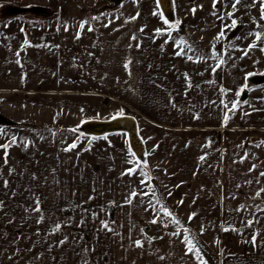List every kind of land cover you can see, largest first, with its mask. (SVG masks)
<instances>
[{
  "label": "crops",
  "instance_id": "1",
  "mask_svg": "<svg viewBox=\"0 0 264 264\" xmlns=\"http://www.w3.org/2000/svg\"><path fill=\"white\" fill-rule=\"evenodd\" d=\"M50 1L47 0L48 7L53 9L51 17L42 19L56 20V24L51 22L28 32L29 27L19 30L21 16L17 14L21 11L15 14L14 5L39 4V0H0L4 8L0 12V116L17 125L10 136L16 140L11 145L12 154L20 151L24 160V152L33 148L40 127L45 130H39V137L47 132L50 138L47 146L52 159L48 161L53 166L71 154L92 158L100 154L123 161L124 170L128 171L132 157L125 135L90 140L78 133L81 131L78 125L108 121L126 113L133 117L141 115L134 106L136 81L128 76L124 64L133 63L140 55L141 46L147 49L144 44L149 47L147 50L156 49L142 42L140 35L152 36L158 24L162 26V112H178L182 108L179 95L185 92L189 97V103L185 104L188 114L217 116L213 124L156 125L162 129V140L143 135L142 157L145 164H154L150 170L157 171L149 185L156 187L157 180L162 179V204L180 221L173 223L172 217L162 211V224L167 225L162 235V264H200L196 252H188L182 242L185 228L189 229V238L205 264H264V211L258 210V206L264 208V192L256 196L264 188V177L260 175L264 172V76L259 75L264 73V52L260 51L264 39L255 41L257 31L248 36L236 33L235 39H226L232 24V16L228 15L233 4L230 0H219L215 9L213 0H171L173 15L168 19L162 12L164 19L170 24L173 20H189L192 25L187 32L194 37L191 43L196 41L198 49L191 47L194 54L189 60L176 55L180 30L170 29L161 19V12L152 5L150 11L149 7L140 9L138 0L135 3L123 0L116 7L110 3L102 6L106 0H52L53 4ZM204 3L211 12H199ZM256 4L261 11L260 4ZM134 16L136 19L132 20ZM204 17H210L214 29L204 30ZM222 29L225 35L217 40ZM259 33L264 38V33ZM25 39L31 46L24 45ZM254 41L258 47L243 56V50ZM247 73L256 75L246 81ZM185 74L192 77V87L188 83L186 89ZM241 88L245 90L237 97ZM236 101L240 103L233 114L229 109ZM121 111L123 115H119ZM225 113L230 116L227 125ZM26 122L35 125L26 126ZM73 143L77 147L65 151ZM3 144L5 141L0 139V145ZM36 156L45 158L46 153L39 150ZM253 165L256 167L249 171ZM95 170L100 174L99 166ZM181 200L183 203H178ZM209 212L217 213L216 219H209ZM192 213L195 216L189 221ZM248 220L253 221L251 227L246 226ZM222 225L239 231L224 232ZM177 232L178 235H173ZM254 234L255 247L248 242ZM38 259L32 255L31 263L39 264Z\"/></svg>",
  "mask_w": 264,
  "mask_h": 264
},
{
  "label": "rangeland",
  "instance_id": "2",
  "mask_svg": "<svg viewBox=\"0 0 264 264\" xmlns=\"http://www.w3.org/2000/svg\"><path fill=\"white\" fill-rule=\"evenodd\" d=\"M138 2L140 9L149 7L151 11L152 5L162 13L161 6L157 7V0ZM38 3L32 4L31 9L25 8L30 4L14 5L15 14L21 11L17 14L21 16L19 30H27L29 27L30 32L37 26L50 25L51 22L56 24V20L42 19L47 16L34 15L37 11L38 14H48L51 17L53 9L48 7L47 0H39ZM50 3L53 4V1ZM230 3L234 1L230 0ZM252 5L248 0H242L234 10L230 4L229 11L233 13L232 19L237 21V27H229L231 32L226 39L232 38L236 33L243 36L255 31L264 33V20L256 21L261 11L257 4ZM1 8L3 7H0V12H3L4 8ZM201 11L211 12L207 3L200 5L199 12ZM174 22L173 20L171 23ZM180 22L177 27L181 33L177 36L180 57H189L194 54L192 48L198 47L196 41L191 43L194 37L187 32L192 27L190 21ZM156 26L162 32V26ZM202 27L204 30L214 29L215 25L208 17L203 20ZM140 37L142 42L156 48L147 50L149 47L141 42L147 49L141 46L140 55L133 63L130 61L128 67V76L136 81L134 106L140 109L141 115L133 117L126 113V116L134 118L141 142L143 135L150 139L160 137L162 140V129L156 125L162 126L163 122L176 126L215 123L217 116L188 114L185 104L189 103V97L185 92L179 95L177 91H173L182 98L179 105L182 108L178 112H162V35H157L155 31L152 36ZM189 47H192L191 51ZM171 58L172 56L169 57ZM191 79L190 76L184 79L185 89ZM206 80L207 78L199 82ZM185 97L188 98L187 101L183 99ZM171 101L173 103V98ZM129 112L133 114L131 110ZM15 126L17 125L11 122L0 124V128L7 132L0 135V139L9 143ZM38 128L40 127H37L35 134L38 138L35 139L33 148L25 150L24 160L20 151L12 154L10 146L5 163L4 149L0 150V201L3 202L0 205V264H32V255L39 258V264H162V235L166 230L162 224V179L157 180L156 187L149 185L150 178L157 171L150 170L154 164H145V159L135 152L127 133L88 136L82 131L78 132L90 140L100 141L125 135L132 157L128 167L135 168V172L131 174H123L128 172L124 170L126 163L123 161L117 162L114 158H104L100 154H96L94 158L71 154L65 162L60 160L62 162L53 166L48 161L52 159L51 150L47 146L50 138L47 132L41 133L42 136L39 137V130L45 129ZM39 150L46 153L45 158L36 156ZM104 160L107 163H103ZM98 166L100 174L95 170ZM211 170L212 167L208 172ZM5 180L8 181L7 187L4 185ZM133 191L137 193L135 197L131 196ZM129 198L131 203H128ZM37 200L40 212L34 211ZM148 213H152L151 216L143 219ZM207 215L209 219H216L217 213L209 212ZM155 217H160L162 234L149 239L143 233L144 227ZM104 223L108 224V228L104 227ZM57 225L60 229L54 231ZM61 240L64 241L63 244H60ZM137 240L142 247L136 246Z\"/></svg>",
  "mask_w": 264,
  "mask_h": 264
},
{
  "label": "snow or ice",
  "instance_id": "3",
  "mask_svg": "<svg viewBox=\"0 0 264 264\" xmlns=\"http://www.w3.org/2000/svg\"><path fill=\"white\" fill-rule=\"evenodd\" d=\"M133 2L135 3L136 0H133ZM218 2H219V0H213V9L216 8V4H217ZM241 3H242V0H234V3L232 4V8L235 10V9L237 8V5H239V4H241ZM256 3H259V4H260V8H261L260 19H261V20H264V0H253V5H252V6H254ZM2 6H3V5H0V7H2ZM159 6H160V4H159V0H157V7H159ZM32 7H33V5H26V6H25L26 9H31ZM192 11L195 12L196 9H193ZM157 14H158V13L153 12V15H157ZM213 14H215V12H214ZM138 15H139V13H137V16H138ZM228 15H229V16H232L233 13L230 12V13H228ZM160 17H161L162 20H164V23H165L166 25H168L170 29H175V28H177V27L180 25V23H181L179 20H177V21H175L174 23L169 24V21L166 20V19H164L162 13L160 14ZM93 19H97V18H96V17H93ZM135 19H136L135 16L132 17V20H135ZM127 22H128V21H125V23H127ZM254 22H255V21H254ZM104 26H105V27H108V25H104ZM229 27H230V28H233V29L236 28V27H237V21H236L235 19H233V20H232V24H231ZM80 28L83 29V28H84V24H81V25H80ZM21 31H24V29L21 28ZM65 31H67V28H65ZM88 31H93V29H92V28H88ZM141 31H143V28H141ZM156 34H157V35H162L161 30H160V29H157V30H156ZM224 35H225V32H224V30L222 29L221 32H220V34H219V36L217 37V40H219V39H220L221 37H223ZM250 35H251V33H250ZM169 36H171V33H169ZM76 38H77V39L80 38L79 33L77 34V37H76ZM132 39L135 40L136 37L133 36ZM237 39H240V37H237ZM262 39H264V38H262L261 33H259V32L255 33V41H261ZM255 41H254L253 43L249 44L248 49L243 50V56H245V57L248 56V55H249V51H251L252 49H255V48L258 47V45H257V43H256ZM178 43H179V42H178ZM24 45H25V46H31V45L29 44V42H28L27 39H25V41H24ZM38 46H39V45H38ZM44 46H46V45H44ZM137 47H139V45H137ZM213 47H215V45H213ZM182 51H183V50H182ZM189 51H191V48H190V47H189ZM260 51H261V52H264V47H261V48H260ZM17 55H19V53H17ZM176 55H178V56L181 55V52H177ZM215 57H216V54H215V52H214V53H213V58H215ZM241 58H243V57H241ZM188 59H189V60H192L193 58H192L191 56H189ZM17 63H19V60L17 61ZM129 63H130V61H129ZM220 63H223V60H222V59H221ZM128 66H129L128 63H125V64H124L125 69H127ZM217 67H219V64L217 65ZM215 71H216V68H213V72H215ZM253 75H256V73H247L246 76H245V80L247 81L248 78H249L250 76H253ZM259 75L264 76V73H259ZM185 79H187V74H185ZM188 87H192V85L189 83ZM245 87H247V85H246ZM244 90H245L244 88H241L240 91H238V92L236 93L237 97H239V96L241 95V93H242ZM221 91L224 92L225 90H224V89H221ZM239 103H240V101H236V102H234V103L232 104V107L229 109V112H232V113L234 114V113H235V110H236V108H237V105H238ZM243 103H247V101H244ZM173 106H175V105H173ZM225 107H227V105H225ZM119 115H123V112L121 111V112L119 113ZM245 115H248V113H245ZM113 118H115V117H113ZM229 119H230V116L228 115V113H225V116H224V123H225V125H227V122H228ZM70 131L75 132V131H77V129H71ZM3 134H6V130L3 129V128H0V135H3ZM80 135L83 136V133H80ZM15 143H16V140H15V138L13 137V138L9 141V143H5V144H3V145H0V148L4 149L5 163H7V159H6V158H7V155H8L7 149H8L11 145H13V144H15ZM89 143H91V141H89ZM25 147H27V144H25ZM76 147H77V145H76L75 143H73V144L70 145L67 149H65V151H70V150H72V149H75ZM203 159H204V157H201V160H203ZM255 167H256V166L253 165V168H252V169H249V171H252ZM134 172H135V168H132V169H129L127 173H123V174H131V173H134ZM123 174H122V175H123ZM260 175H261L262 177H264V172H261ZM257 182H259V181H257ZM248 183H251V181H248ZM4 185H5V187L8 186V181H7V180L4 181ZM261 192H264V188H261L260 191H258V192L256 193V196H260ZM136 195H137V193H136L135 191H133V192L131 193V196H132V197H135ZM169 195H171V192H169ZM90 199H91V198H90ZM131 202H132V201H131V198H129L128 203H131ZM178 203L182 204V203H183V200L179 201ZM2 204H3V202L0 201V205H2ZM240 207L243 208L244 206L241 205ZM161 209H162V211H163V213H164L165 216L172 217V222H173V223H175V224H179V223H180V221H179L178 219H176L175 217H173V214L168 210L167 206H165V205L162 204V205H161ZM239 210H240L239 208L236 209V211H239ZM258 210H259V211H264V208H259V206H258ZM34 211H36V212H40V211H41V209H40V204H39V201H38V200H37V204H36V207H35ZM194 216H195V213H192V214L189 216V221H191V220L193 219ZM150 223H152V224H156V223H157V220H156V219H153V220L150 221ZM252 224H253V221H252V220H248V221L246 222V226H247V227H251ZM166 226H167V225H165V227H166ZM104 227H105V228H108V224H107V223H104ZM59 229H60V226L57 225L56 228L54 229V231H59ZM109 230L111 231V229H109ZM222 230H223L224 232H228L229 230H231L232 232H237V231H239L238 229H236V228H234V227L230 229L229 227H226V226H223V225H222ZM184 233H185V234H184V237H183V241H182V242L185 243V244L187 245V247H188V252L195 251V252H196V255H197L198 259H199L200 264H205V261H204L203 257L200 256V252H199V250L196 248V245H194L193 242H192V240L189 238V229L185 228V229H184ZM178 234H179L178 232H177V233H173V235H178ZM248 242H250V243L253 245V247H255V246H256V235L254 234V235L252 236V238H251V241H248ZM63 243H64V241L61 240V241H60V244H63ZM135 244H136L137 247H142V244H141V242H140L139 240L135 241Z\"/></svg>",
  "mask_w": 264,
  "mask_h": 264
},
{
  "label": "water",
  "instance_id": "4",
  "mask_svg": "<svg viewBox=\"0 0 264 264\" xmlns=\"http://www.w3.org/2000/svg\"><path fill=\"white\" fill-rule=\"evenodd\" d=\"M162 1L164 3H162ZM161 11L170 18L173 15L172 1L171 0H159ZM6 119L0 116V124H4ZM80 130L92 136H103L105 134L115 132H126L132 148L137 154L142 157L144 148L141 140L139 139L136 122L131 116L115 117L108 121H88L80 126Z\"/></svg>",
  "mask_w": 264,
  "mask_h": 264
},
{
  "label": "built area",
  "instance_id": "5",
  "mask_svg": "<svg viewBox=\"0 0 264 264\" xmlns=\"http://www.w3.org/2000/svg\"><path fill=\"white\" fill-rule=\"evenodd\" d=\"M163 217H164V215L162 214V220H163ZM154 219L157 220V223H156V224H152V223L149 222V224L153 225L155 228H158V231H157V232H154V233H152V234H150V235H148V236H147V234H145L144 231H143L144 235H145L147 238H149V239H151V238L154 239V238H156V236L159 237L160 234H162V229H161V227H160V225H159L160 217H155ZM149 224H147V225L144 227V230H145V231H149V230H150V228H151L150 226H151V225H149Z\"/></svg>",
  "mask_w": 264,
  "mask_h": 264
},
{
  "label": "trees",
  "instance_id": "6",
  "mask_svg": "<svg viewBox=\"0 0 264 264\" xmlns=\"http://www.w3.org/2000/svg\"><path fill=\"white\" fill-rule=\"evenodd\" d=\"M122 1H123V0H106V1H104V2L102 3V6L106 7V6H108L109 3H110V4H112V6H115V7H116V6H119V5L121 4ZM33 9H35V8H33ZM35 12H36V13H35L34 15H37V16H48V14H47V15H44L43 13H42V14H38L37 11H35ZM7 122H11V121L8 120V119H6L5 123H7ZM25 125H26V126H33V125H35V123L26 122ZM81 125H82V123H81L80 125H78V127L81 126Z\"/></svg>",
  "mask_w": 264,
  "mask_h": 264
},
{
  "label": "bare ground",
  "instance_id": "7",
  "mask_svg": "<svg viewBox=\"0 0 264 264\" xmlns=\"http://www.w3.org/2000/svg\"><path fill=\"white\" fill-rule=\"evenodd\" d=\"M149 225H151V224H149ZM150 227L151 228H150L149 231H145L144 230V233L147 234V236L150 235V234H152V233H154V232H157L158 231V228H155L153 225H151Z\"/></svg>",
  "mask_w": 264,
  "mask_h": 264
},
{
  "label": "flooded vegetation",
  "instance_id": "8",
  "mask_svg": "<svg viewBox=\"0 0 264 264\" xmlns=\"http://www.w3.org/2000/svg\"><path fill=\"white\" fill-rule=\"evenodd\" d=\"M162 3H164V2L162 1Z\"/></svg>",
  "mask_w": 264,
  "mask_h": 264
}]
</instances>
